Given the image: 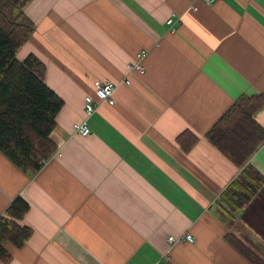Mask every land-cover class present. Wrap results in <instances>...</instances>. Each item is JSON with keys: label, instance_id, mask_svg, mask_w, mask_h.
<instances>
[{"label": "crops", "instance_id": "crops-1", "mask_svg": "<svg viewBox=\"0 0 264 264\" xmlns=\"http://www.w3.org/2000/svg\"><path fill=\"white\" fill-rule=\"evenodd\" d=\"M26 14L35 31L18 57L46 65L64 107L38 173L0 152V217L22 197L31 208L19 223L33 229L22 248L6 244L7 264H252L226 235L259 254L263 196L250 205L259 227L245 212L235 225L220 198L246 166L264 176V147L239 167L208 134L239 98L264 92V0H32ZM142 51L145 72H129ZM107 80L115 105L87 118L86 96L99 102L95 83ZM255 118L264 126V109ZM86 120L91 134H75ZM185 132L198 137L191 150ZM187 233L194 244H170Z\"/></svg>", "mask_w": 264, "mask_h": 264}, {"label": "trees", "instance_id": "trees-1", "mask_svg": "<svg viewBox=\"0 0 264 264\" xmlns=\"http://www.w3.org/2000/svg\"><path fill=\"white\" fill-rule=\"evenodd\" d=\"M32 0H0V152L27 174L38 173L58 150L53 134L63 99L47 84V67L35 55L20 60L18 55L35 31L26 14ZM264 109V92L239 98L208 134V139L228 154L239 167L264 143V126L256 120ZM185 150H191L198 137L185 132L179 138ZM264 187V176L253 166H246L224 191L220 204L234 218L244 212ZM30 204L16 198L0 217V264L13 255L6 248L11 243L22 248L33 229L21 225ZM226 240L252 264L264 259L234 234Z\"/></svg>", "mask_w": 264, "mask_h": 264}, {"label": "built area", "instance_id": "built-area-1", "mask_svg": "<svg viewBox=\"0 0 264 264\" xmlns=\"http://www.w3.org/2000/svg\"><path fill=\"white\" fill-rule=\"evenodd\" d=\"M216 0H202L203 3L206 5H212ZM168 23L174 28L176 26V22L174 19H170ZM147 57V52L142 51L138 53L137 59L128 65V71L129 72H138L140 74H143L145 72L144 67V60ZM125 83L130 84V80L126 79ZM118 89V84L107 80V81H97L95 83V93L99 99V102H97L92 96H86L85 98V111L87 118L92 117L98 110L99 106L101 104H109V105H115V94ZM74 133L83 137H86L91 134V129L88 125V120L76 123L74 125ZM264 147V143L262 145ZM48 161H45L46 164ZM169 242L172 246H176L182 243H190L194 244L195 239L192 234L187 233L181 237H170Z\"/></svg>", "mask_w": 264, "mask_h": 264}, {"label": "rangeland", "instance_id": "rangeland-1", "mask_svg": "<svg viewBox=\"0 0 264 264\" xmlns=\"http://www.w3.org/2000/svg\"><path fill=\"white\" fill-rule=\"evenodd\" d=\"M264 187L262 188V190H261V192H260V194H262L261 196H263V198H262V200L264 201ZM259 195V194H258ZM257 198V197H256ZM255 198V199H256ZM254 199V200H255ZM254 202V201H253ZM252 202V203H253ZM251 203V204H252ZM250 204V205H251ZM248 206L247 208H245V210H244V212L246 213L245 214V218H244V222L247 224H249V225H251V226H253V227H259V223H257V219H256V216H257V214H259L260 216H261V212H263V211H259V210H254V206L253 207H251V206ZM236 215L237 214H235V216H234V220H235V225H237V223H239V225L241 224V223H244L243 221H240V220H236ZM262 219L264 220V214H262ZM244 223V224H245ZM263 238H264V235H263ZM241 239H243V237L241 236ZM257 248V250H258V252H259V255L264 259V248L263 249H261L260 250V248L258 249V247H256Z\"/></svg>", "mask_w": 264, "mask_h": 264}]
</instances>
